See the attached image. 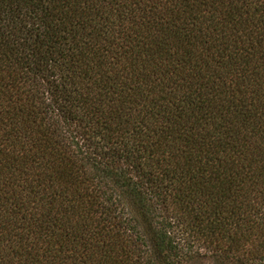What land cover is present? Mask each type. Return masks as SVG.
I'll return each instance as SVG.
<instances>
[{
	"label": "trees",
	"instance_id": "1",
	"mask_svg": "<svg viewBox=\"0 0 264 264\" xmlns=\"http://www.w3.org/2000/svg\"><path fill=\"white\" fill-rule=\"evenodd\" d=\"M0 264H264V0H0Z\"/></svg>",
	"mask_w": 264,
	"mask_h": 264
}]
</instances>
